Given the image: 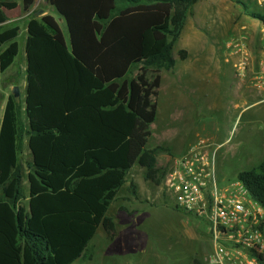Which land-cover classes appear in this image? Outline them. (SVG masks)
<instances>
[{"label": "trees", "instance_id": "trees-1", "mask_svg": "<svg viewBox=\"0 0 264 264\" xmlns=\"http://www.w3.org/2000/svg\"><path fill=\"white\" fill-rule=\"evenodd\" d=\"M48 1L67 37L55 17L33 16L35 0H0V79L19 52L16 22L29 14L24 106L9 96L0 125V264L85 258L98 228L114 235L107 212L133 167L158 185L174 158L170 149L147 144L160 73L174 69L173 47L198 0ZM178 56L185 60L186 52ZM198 130L212 139L217 125L203 121ZM24 139L31 157L28 214L21 206ZM236 179L264 208V162Z\"/></svg>", "mask_w": 264, "mask_h": 264}, {"label": "rangeland", "instance_id": "rangeland-1", "mask_svg": "<svg viewBox=\"0 0 264 264\" xmlns=\"http://www.w3.org/2000/svg\"><path fill=\"white\" fill-rule=\"evenodd\" d=\"M239 1L245 3L249 13L264 17V10L253 0ZM38 11L42 14L36 16ZM31 12L36 18L55 17L67 37L63 20L48 0H35ZM28 15L23 14L16 22L21 28L19 52L0 79V122L4 100L14 96V88L19 93L16 99L24 106ZM259 31L260 22L230 0H200L193 6L173 47L176 65L171 71L160 73L157 116L151 126L148 150L165 147L174 157L179 156L202 137L200 123L213 120L217 125L212 138L217 153L216 174L224 184L235 180L239 172L264 162V90L255 87L253 75L238 78L228 59L230 40L242 34L250 37L252 54L257 56ZM180 50L186 52L185 60L179 59ZM252 69L255 71L256 66ZM21 119L26 125L24 108ZM26 142L24 139L19 156L22 177L30 164L25 154ZM145 175L146 169L139 165L129 172L126 184L107 212L114 223V235L106 233L102 226L98 228L86 257L74 264H207L211 247L205 229L163 197L162 181L153 184ZM131 185L134 193L130 192ZM22 187L25 199L26 179L22 180ZM22 205L27 208L24 201Z\"/></svg>", "mask_w": 264, "mask_h": 264}, {"label": "built area", "instance_id": "built-area-1", "mask_svg": "<svg viewBox=\"0 0 264 264\" xmlns=\"http://www.w3.org/2000/svg\"><path fill=\"white\" fill-rule=\"evenodd\" d=\"M253 2L264 10V0ZM259 22L257 56L252 54L250 37L242 34L230 40L228 59L238 78L253 75L255 87L262 91L264 22ZM216 156L213 140L199 137L172 159L162 179V195L205 229L211 247L207 264H264V208L242 182L235 179L224 184L220 180Z\"/></svg>", "mask_w": 264, "mask_h": 264}, {"label": "crops", "instance_id": "crops-1", "mask_svg": "<svg viewBox=\"0 0 264 264\" xmlns=\"http://www.w3.org/2000/svg\"><path fill=\"white\" fill-rule=\"evenodd\" d=\"M198 1H200V0H198ZM250 46H251V43H250ZM252 48H253V47H252ZM161 80H162V78H161ZM7 98H8V97H7ZM7 98H6V100H4V103H3V106H4V107H5V104H6ZM0 120H1V118H0ZM0 125H1V122H0ZM25 154L28 155V157H29V159H30V161H31L30 153H29V150H28V147H27V142H26V152H25ZM28 172H29V170H28L27 172L23 173L22 175H26V176H27ZM26 176H25V177H22V180H23V179H26V180H27ZM22 180H21V186H22ZM23 184L25 185V182H23ZM22 188H23V187H22ZM23 196H24V193H23ZM22 201H24L25 204L27 205V208H26V209L23 207V205H22ZM21 206L23 207L25 214H28V193H27V196L25 197V199L23 198V199L21 200Z\"/></svg>", "mask_w": 264, "mask_h": 264}, {"label": "water", "instance_id": "water-1", "mask_svg": "<svg viewBox=\"0 0 264 264\" xmlns=\"http://www.w3.org/2000/svg\"><path fill=\"white\" fill-rule=\"evenodd\" d=\"M55 10V9H54ZM55 13H56V15L62 20L63 18H62V16L55 10ZM42 14V11H38L37 13H35V15L36 16H38V15H41ZM13 93H14V97L15 98H17L18 97V89L17 88H14L13 89Z\"/></svg>", "mask_w": 264, "mask_h": 264}]
</instances>
